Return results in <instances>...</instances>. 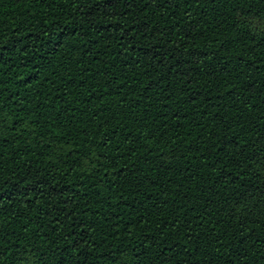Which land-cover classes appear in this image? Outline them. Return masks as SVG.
<instances>
[{
    "label": "trees",
    "instance_id": "obj_1",
    "mask_svg": "<svg viewBox=\"0 0 264 264\" xmlns=\"http://www.w3.org/2000/svg\"><path fill=\"white\" fill-rule=\"evenodd\" d=\"M0 264H264V0H0Z\"/></svg>",
    "mask_w": 264,
    "mask_h": 264
}]
</instances>
